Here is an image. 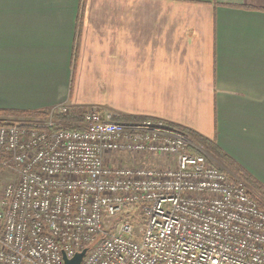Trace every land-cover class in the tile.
Wrapping results in <instances>:
<instances>
[{"label": "crops", "instance_id": "1", "mask_svg": "<svg viewBox=\"0 0 264 264\" xmlns=\"http://www.w3.org/2000/svg\"><path fill=\"white\" fill-rule=\"evenodd\" d=\"M64 105L192 129L264 184V0H0V110Z\"/></svg>", "mask_w": 264, "mask_h": 264}, {"label": "built area", "instance_id": "2", "mask_svg": "<svg viewBox=\"0 0 264 264\" xmlns=\"http://www.w3.org/2000/svg\"><path fill=\"white\" fill-rule=\"evenodd\" d=\"M70 108L61 106L59 112ZM0 127V264H264V210L190 138L83 111L75 129ZM165 162L159 167L137 163Z\"/></svg>", "mask_w": 264, "mask_h": 264}, {"label": "trees", "instance_id": "3", "mask_svg": "<svg viewBox=\"0 0 264 264\" xmlns=\"http://www.w3.org/2000/svg\"><path fill=\"white\" fill-rule=\"evenodd\" d=\"M82 114V108L74 107H71L69 112L67 113L59 112L58 109H54L52 111L35 112L0 110V127L8 125L10 123H15L17 122V120L21 121L39 119L46 121L49 118H52L54 126L51 130H60L66 128L75 129V124L82 121ZM111 120L117 122H143L151 119L143 116L121 115L117 117H111ZM151 121L162 122L164 125L179 130L180 132L189 136L204 151V153H202V151L200 150L190 148V154H205L207 157H209V160L212 158V160L215 161L216 165L220 167V170L229 175L232 180L238 179L243 182L247 187L250 197L256 202L257 206L260 209L264 210V184L255 179L249 172H247L243 167H241L227 154H225L214 141L186 127L178 126L159 120ZM3 168L5 167H1L0 170Z\"/></svg>", "mask_w": 264, "mask_h": 264}, {"label": "rangeland", "instance_id": "4", "mask_svg": "<svg viewBox=\"0 0 264 264\" xmlns=\"http://www.w3.org/2000/svg\"><path fill=\"white\" fill-rule=\"evenodd\" d=\"M64 106H66V105H64ZM56 109H58V108H56ZM85 109L86 108H84V109L82 108V110H85ZM18 121H20V120H17V122ZM197 150H199V149L197 148ZM200 151H202V153H204V151L201 148H200ZM210 160L215 163V161L212 160V158ZM137 163L146 164V165H149L151 167H159L160 165L165 164V162L157 160V158L142 159V160H138ZM18 181H19V175L13 167L8 166V167L1 169L0 170V197H1L2 191L5 188V186H7L9 184H16V183H18Z\"/></svg>", "mask_w": 264, "mask_h": 264}, {"label": "water", "instance_id": "5", "mask_svg": "<svg viewBox=\"0 0 264 264\" xmlns=\"http://www.w3.org/2000/svg\"><path fill=\"white\" fill-rule=\"evenodd\" d=\"M174 130H175V129H174ZM175 131H177V130H175ZM177 132L182 133V132H180V131H177ZM184 135H186V134H184ZM186 136H187V135H186ZM187 137H189V136H187ZM85 253H86V250H83L82 252L78 253V254H77L74 258H72V259H66V258H64L65 264H81V262H82V260H83V258H84Z\"/></svg>", "mask_w": 264, "mask_h": 264}]
</instances>
